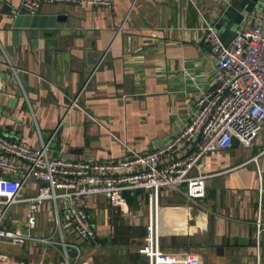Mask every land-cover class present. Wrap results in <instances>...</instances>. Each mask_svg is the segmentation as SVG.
Listing matches in <instances>:
<instances>
[{
  "label": "crops",
  "instance_id": "crops-1",
  "mask_svg": "<svg viewBox=\"0 0 264 264\" xmlns=\"http://www.w3.org/2000/svg\"><path fill=\"white\" fill-rule=\"evenodd\" d=\"M193 1L217 23L232 0ZM263 2L243 25L255 23ZM21 8L22 0H0V133L35 148L54 135V157L108 159L122 157L127 147L148 150L178 130L199 93L216 83V59L203 42L204 23L192 0L43 4L41 13L65 15L43 28L14 26ZM254 157L264 167V127L251 147L234 139L230 148L200 161L208 177L199 202L186 197V185L162 192L160 241L168 264H258ZM38 185L29 183L24 196ZM126 195V212L97 197L89 201L103 246L78 240L79 264H147L141 253L146 195ZM44 208L51 213L50 203ZM13 215L4 227H18ZM47 223L42 228L38 215L37 230L44 233ZM0 250L10 254L0 264H66L60 249L35 242L3 241Z\"/></svg>",
  "mask_w": 264,
  "mask_h": 264
},
{
  "label": "built area",
  "instance_id": "built-area-1",
  "mask_svg": "<svg viewBox=\"0 0 264 264\" xmlns=\"http://www.w3.org/2000/svg\"><path fill=\"white\" fill-rule=\"evenodd\" d=\"M112 3L113 0H22V6L31 15L43 4L110 7ZM192 3L204 23L203 42L216 59V83L199 93L194 111L184 124L165 140L154 142L148 150L127 147L122 157L108 159L54 157L50 154L54 135L41 139L35 148L0 133V242L19 246L35 242L58 248L66 264H79L83 248L78 240L96 249L103 246L88 211L89 201L97 197L126 212L129 208L126 193L141 190L148 209L141 253L147 264L169 263L160 241L162 192L182 191L186 185V197L199 202L206 194L208 177L200 161L206 155L230 148L234 139L251 147L264 127V2L255 23L250 27L243 22L239 24L229 45L222 41L216 23L199 10L196 2ZM253 160L259 179L254 224L260 264L264 246V167L257 157ZM194 170L196 173L192 175ZM29 183L39 185L24 196ZM20 202L27 203V226L4 227L12 206ZM45 203H50L55 227L48 235L36 234L38 215ZM9 259L10 254L0 250V261Z\"/></svg>",
  "mask_w": 264,
  "mask_h": 264
},
{
  "label": "water",
  "instance_id": "water-1",
  "mask_svg": "<svg viewBox=\"0 0 264 264\" xmlns=\"http://www.w3.org/2000/svg\"><path fill=\"white\" fill-rule=\"evenodd\" d=\"M258 2L259 0H232L229 2L220 19L215 24L225 45H229L235 36L238 25L256 8ZM64 18L65 15L43 14L41 10L31 15L29 11L22 6L15 16L14 26L26 28L53 27L56 21H60ZM235 25L236 29H234Z\"/></svg>",
  "mask_w": 264,
  "mask_h": 264
},
{
  "label": "rangeland",
  "instance_id": "rangeland-1",
  "mask_svg": "<svg viewBox=\"0 0 264 264\" xmlns=\"http://www.w3.org/2000/svg\"><path fill=\"white\" fill-rule=\"evenodd\" d=\"M234 29H236V25L234 26ZM218 31V30H217ZM26 193V191L23 193V195ZM22 195V196H23ZM27 205V204H26ZM25 206L24 203L20 202L19 204H15L12 206L11 208V211L10 212H13L14 215H13V218L14 219H18L17 221V226L18 227H22V228H25L27 226V220H26V217L25 214L23 215V207ZM15 211L17 213H15ZM40 215V218H41V222H42V225L41 227L42 228H45V224L46 222L47 223V226L48 228L44 231V233L46 235H48L51 231H53V228L55 227V223L52 219V216H51V213L47 212L44 208V205L42 206V209H41V213L39 214ZM50 215V216H49ZM34 233H39L41 234V230H34ZM72 239H75L74 236H71ZM144 240V239H143Z\"/></svg>",
  "mask_w": 264,
  "mask_h": 264
},
{
  "label": "trees",
  "instance_id": "trees-1",
  "mask_svg": "<svg viewBox=\"0 0 264 264\" xmlns=\"http://www.w3.org/2000/svg\"><path fill=\"white\" fill-rule=\"evenodd\" d=\"M145 236V235H144ZM144 238V237H143Z\"/></svg>",
  "mask_w": 264,
  "mask_h": 264
}]
</instances>
